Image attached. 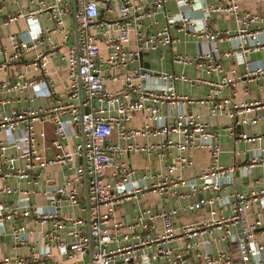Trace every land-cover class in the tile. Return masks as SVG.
<instances>
[{"label": "built area", "instance_id": "obj_1", "mask_svg": "<svg viewBox=\"0 0 264 264\" xmlns=\"http://www.w3.org/2000/svg\"><path fill=\"white\" fill-rule=\"evenodd\" d=\"M72 1L33 0L27 12L18 10L7 20L23 18L25 30L0 39L3 70L49 41L52 29L42 27L39 21L43 13L61 26L60 32L65 31L64 15L68 13L77 25L76 45L60 56L65 69L63 89L58 88L53 77L57 72L50 70L56 57L55 44L22 60L12 79L0 81V182L4 183L0 194L17 195L15 204L0 201V238L11 219L21 217L48 226L44 233L46 242L41 236L34 239L37 250L26 256H5L0 264H264V188L222 194L234 183L235 173L255 165L264 168V146L257 148L248 164L219 165V131L201 121L200 114L188 110L191 105L209 103L208 116L224 114L234 122L233 127L254 126L264 120V113L258 111L264 107V99L231 104L229 99L220 98L221 90L232 82L226 76L207 81L131 67L143 49L176 42L178 39L170 33L174 29L186 37L208 42L209 48L194 55L174 54L173 63L199 68L205 62L207 71L219 73L222 65L218 43L226 41L230 48L222 56L244 65L245 81L258 80L264 76V66L252 67L244 56L264 51V12L241 11L239 0L215 4L206 0H172L177 7L175 12L166 10L169 0H74L75 10ZM159 12H163V25L143 39V20ZM216 12L232 15L236 27H208ZM133 35L137 41L134 46ZM103 50L106 53L101 57ZM107 82L116 86L108 89ZM179 82H201L209 86V94L203 99L184 94ZM21 101L25 103L21 107L11 105ZM35 101L40 103L28 107ZM135 113L143 117L139 127L129 125ZM46 125L51 126L50 140ZM233 127L230 134L236 140L254 142L263 138L243 132L235 134ZM135 137L144 142H135ZM152 137L159 140L150 141ZM200 148L210 154L206 169L188 178L169 176L190 166L188 152ZM172 151L176 155L167 166L168 173L150 174L154 179L150 184L144 180L148 175L135 179V170L117 160L131 152L151 156ZM50 166L73 173L57 182L46 173ZM41 176L45 180L43 191L6 184L17 179L33 185ZM178 185L186 187L193 196L211 193L188 206L191 212H203L199 218L177 225L172 211L162 208L154 212L144 207L134 221H115L117 207L149 191L165 194V201ZM84 187L86 205L82 201ZM36 194L45 197V204L33 202ZM65 206L79 209L86 216L61 212ZM124 224L128 232L120 231ZM61 230L67 238L61 237ZM260 234L262 240L258 238ZM10 235L15 247L29 242V232L22 222L11 224ZM224 240L236 242L239 261H234L224 249L213 250ZM53 248L64 261L52 260ZM85 255H89L88 260H83Z\"/></svg>", "mask_w": 264, "mask_h": 264}, {"label": "crops", "instance_id": "obj_2", "mask_svg": "<svg viewBox=\"0 0 264 264\" xmlns=\"http://www.w3.org/2000/svg\"><path fill=\"white\" fill-rule=\"evenodd\" d=\"M33 0H0V39L9 34H19L23 32L26 27V22L23 18L18 20L8 22V18L18 10L27 12L32 7ZM72 1V0H71ZM152 1V0H146ZM208 3L215 4L225 0H206ZM48 3H52L53 0H47ZM73 2V1H72ZM73 4V3H72ZM240 10L249 12H264V0H239ZM165 8L168 11L175 12L177 7L174 1L169 0L165 4ZM199 16L198 12L193 13ZM39 21L42 27L50 28L52 31L48 34L49 41H44V43L37 47L36 50L29 52L18 62H11L6 69L0 70V81L5 79H12L15 72L20 68V62L25 59L32 58L36 52L47 50L51 44L56 45V57L54 58L52 64H50V70L52 72L56 71L57 75L53 73V77L58 81V88L63 89V82L61 81L65 77V69L63 63L60 61V56L67 52L70 47L76 45L77 40L75 39V21L73 15L68 13L64 15V32H60L61 26H57L55 22L50 18L48 13H43L39 16ZM264 25V21L262 23ZM163 25V12L156 13L152 17L145 18L143 20L142 26L140 28L141 37L144 39L146 36L151 35ZM259 25V24H258ZM255 25L254 26H258ZM208 27L214 30H233L236 27L235 20L232 15H226L224 13L216 12L212 14L211 19L208 22ZM171 35L178 39L171 45H159L157 48L143 49L141 51V57H137L131 64L132 68L143 67L150 70H159L164 72H173L176 74H184L190 79L199 78L201 80L207 81H217L221 76H226L232 80L226 87L221 90L220 98L229 99L231 104H238L243 102H253L256 100L264 99V76L260 77L258 80L245 81L243 77L244 65H236L231 57L222 56V52L229 50L230 43L224 41L218 43L219 49V59L222 65V71L219 73L209 72L206 68V63L202 62L201 66L197 68L194 64L188 66H181L172 62V56L177 53L194 55L199 51L207 50L209 44L203 40H197L193 37H186L182 33L176 32L174 29L170 31ZM136 37L132 36V46L136 45ZM106 53L103 50L100 56H104ZM139 55V54H138ZM245 60L250 66L256 64H262L264 66V51L249 52L244 56ZM1 61V57H0ZM59 71H58V70ZM121 72V71H120ZM122 73V72H121ZM108 89H113L116 84L107 82ZM178 87L180 91L187 95H192L197 98H207L209 94V86L203 83L192 84L190 82H179ZM15 97L12 95V98ZM39 101L34 103H29V106L39 104ZM24 102H13L12 106L21 107ZM209 103H203L198 105H191L188 110L200 114V119L203 122L209 123L213 129H216L220 133V145L221 153L219 155L218 163L222 166H228L231 164L245 165L250 162V160L255 156L257 148L262 145L264 146V120L259 121L254 126H241L234 125V122L226 115L221 114L214 117L208 116ZM27 106V104L25 105ZM259 113H264V107L258 110ZM142 115L140 113H135L129 123L130 126L139 127L142 124ZM40 128V125H36ZM230 127H233L235 134L245 133L250 136H262L263 138L259 141L248 142L244 140H236V136L230 134ZM47 138L50 140L52 138L51 126L46 125ZM159 137H152L150 141H158ZM134 141L142 144L144 140L141 137H135ZM173 155H176V151H172L171 154L165 155H151L147 156L145 153H128L122 157H117V160L123 161L128 167L135 170L133 178H140L142 175H148L144 180L147 184L153 182V178L149 177L150 174L163 173L166 174L167 166L171 162ZM189 158L191 159V165L185 167L183 170L177 169L171 173L169 176L171 178L182 177L188 178L194 176L199 171L206 169L210 162V154L204 149H196L188 152ZM264 157V152H263ZM46 173H48L55 181L62 182L67 176L71 175L72 170L60 168L58 166H50L47 168ZM32 177V176H31ZM44 177H37L35 184L27 183L26 180L10 179L6 182L7 185L11 187H21L30 188L33 187L36 190L45 189ZM4 183L0 182V186ZM85 184V182H84ZM85 186V185H84ZM264 188V168L261 165H255L250 167L247 171H240L235 173L234 183L229 185L222 194H227L233 191L236 192H249L257 191ZM84 195L82 201L86 205L85 200V187L83 188ZM210 192L197 193L196 195H189L187 188L178 185L174 188V191L168 193L166 200L163 201L162 197L165 194H159L156 191H149L144 194H140L135 200L128 202L125 205L119 206L114 212L115 221H123L129 223L134 221L137 214L141 208L149 207L151 211L159 212L162 208H166L172 211V218L174 222L179 225L180 223L191 221L200 217L203 213L201 212H191L188 210V206L200 198H207L210 196ZM17 195L5 196L0 194V201H5L9 204H15ZM32 200L36 204H45V197L42 194H36L32 196ZM61 212H67L73 214L77 217L86 216V213H82L79 209H74L71 207H63ZM19 221L25 224L27 231L29 232V242L15 247L12 243L10 235V227L13 222ZM156 224L159 225V220L156 219ZM48 229V226H40L29 219H11L5 224V235L0 238V259L7 256H26L33 250H37V244L34 242L36 237L41 236L44 242L47 238H44V233ZM235 230V227H231ZM87 231V227L85 228ZM121 232H128L125 224L120 229ZM62 238H67L65 231L61 230L59 232ZM260 240L263 239V235L258 236ZM236 242L222 241L213 247V250L217 248L224 249L231 253L235 248ZM89 255H85L83 260H88ZM233 258V256H232ZM52 260L64 261L65 258L57 254L56 249H52ZM234 261H239L238 258Z\"/></svg>", "mask_w": 264, "mask_h": 264}, {"label": "water", "instance_id": "obj_3", "mask_svg": "<svg viewBox=\"0 0 264 264\" xmlns=\"http://www.w3.org/2000/svg\"><path fill=\"white\" fill-rule=\"evenodd\" d=\"M73 9L75 10L74 0H73ZM75 39L77 40V25H76V23H75ZM138 56L141 57V52L139 53ZM85 200H86V204H87V197H86V195H85ZM235 246H236V243H235ZM232 256H233L234 259L238 258V256L240 258V254H239L238 251L235 250V248L232 250Z\"/></svg>", "mask_w": 264, "mask_h": 264}]
</instances>
